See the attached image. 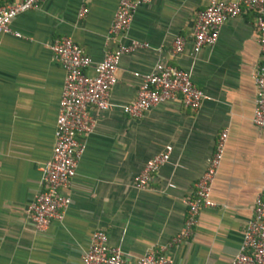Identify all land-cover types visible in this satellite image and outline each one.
Instances as JSON below:
<instances>
[{
  "label": "crops",
  "instance_id": "crops-1",
  "mask_svg": "<svg viewBox=\"0 0 264 264\" xmlns=\"http://www.w3.org/2000/svg\"><path fill=\"white\" fill-rule=\"evenodd\" d=\"M19 0H0V6ZM233 1V0H224ZM207 0H152L135 6L128 29L107 30L117 0H44L16 15L12 34L0 35V264H80L93 231L132 261L147 251L170 264H228L236 253L262 183L264 129L253 126L251 76L264 65L252 15L229 19L213 46L192 53V26ZM85 13L78 17L80 9ZM68 37L94 64L134 40L145 48L122 54L109 91L110 107L88 110L91 131L83 145L60 221L34 232L26 206L40 190L41 168L50 156L63 71L49 44ZM175 37L183 45L172 57ZM156 63L185 69L207 97L193 112L178 101L138 118L120 106L135 98L139 75ZM91 74V66L84 70ZM226 134L210 185L214 204L198 212L189 236L172 243L185 216V200L201 176L214 142ZM170 147L168 160L144 190L134 179L153 155Z\"/></svg>",
  "mask_w": 264,
  "mask_h": 264
},
{
  "label": "built area",
  "instance_id": "built-area-1",
  "mask_svg": "<svg viewBox=\"0 0 264 264\" xmlns=\"http://www.w3.org/2000/svg\"><path fill=\"white\" fill-rule=\"evenodd\" d=\"M44 0H19L0 6V35L12 34L10 21L18 14L37 8ZM152 0H117L108 27L109 35L124 33L130 24L135 6ZM80 9L78 17L85 13ZM249 12L252 15L255 41L261 58H264V0H207L205 7L198 11L192 26V53L202 47H211L217 39L218 29L229 19ZM181 38L175 37L170 47V55L175 57L182 51ZM145 43L130 41L115 50L105 53L101 60L91 64V60L68 37L53 40L48 49L55 62L63 71V79L54 119L53 141L48 160L41 168L40 190L26 206L25 213L34 232L44 231L50 222L60 221L69 199L61 194L74 176L76 163L83 152L78 136L91 131L92 124L88 110L104 111L111 105L109 91L115 83L114 73L122 54L145 48ZM91 66V74L84 70ZM254 88L253 109L250 122L264 129V65L260 64L251 76ZM204 93L191 82L190 72L156 63L150 72L139 75L135 98L120 106V110L130 118L140 117L151 107L170 101L193 112L206 100ZM226 134L220 132L214 142L213 150L206 160L201 176L194 183L192 195L185 200V216L172 243L186 239L196 224L198 212L211 208L210 185L220 162ZM170 147L147 160L134 179V187L144 190L152 175L169 157ZM80 264H170L163 254L147 251L132 261L125 260L117 247L109 246L106 235L101 231L91 232L86 248L80 255ZM228 264H264V162L262 183L255 195L249 220L241 234L236 253Z\"/></svg>",
  "mask_w": 264,
  "mask_h": 264
}]
</instances>
